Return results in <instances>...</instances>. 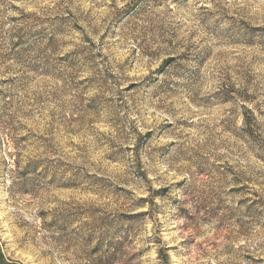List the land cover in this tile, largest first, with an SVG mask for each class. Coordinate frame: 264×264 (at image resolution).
<instances>
[{
    "label": "rangeland",
    "instance_id": "1",
    "mask_svg": "<svg viewBox=\"0 0 264 264\" xmlns=\"http://www.w3.org/2000/svg\"><path fill=\"white\" fill-rule=\"evenodd\" d=\"M0 264H264V0H0Z\"/></svg>",
    "mask_w": 264,
    "mask_h": 264
}]
</instances>
